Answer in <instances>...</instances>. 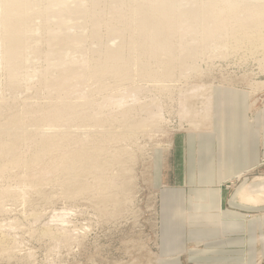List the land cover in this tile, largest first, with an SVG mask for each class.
I'll use <instances>...</instances> for the list:
<instances>
[{
  "label": "rangeland",
  "instance_id": "rangeland-1",
  "mask_svg": "<svg viewBox=\"0 0 264 264\" xmlns=\"http://www.w3.org/2000/svg\"><path fill=\"white\" fill-rule=\"evenodd\" d=\"M110 5L96 10L97 39L90 23L67 29L83 53L55 62L34 19L43 38L12 73L15 89L0 63V264H204L212 247L264 264V203L238 196L264 185V51L235 40L244 32L228 20L210 44L180 31L153 52ZM183 45L196 55L181 65ZM107 48L122 55L99 73ZM59 67L78 72L63 91L74 114L37 125L58 108L45 82ZM43 136L65 143L44 152Z\"/></svg>",
  "mask_w": 264,
  "mask_h": 264
},
{
  "label": "bare ground",
  "instance_id": "bare-ground-1",
  "mask_svg": "<svg viewBox=\"0 0 264 264\" xmlns=\"http://www.w3.org/2000/svg\"><path fill=\"white\" fill-rule=\"evenodd\" d=\"M207 1L203 3L201 0H111L108 13L114 19L124 21V8H126L130 13L128 17L130 22L125 23L123 27L132 34V38L136 39L134 43L149 40L150 50L153 52L154 49H160L159 46L164 48L171 46L166 45L167 41L173 34L180 31L182 34L191 36L198 34L210 44L217 33L227 30L223 23L228 20L238 21L237 28L241 27L244 32V36L240 35L241 37L234 38L235 40L250 45L253 43L254 46H251L253 50L258 47L262 48V52L264 51V0ZM101 2L102 0H85V2L84 0H0V63L4 70L11 74L8 86L12 89L18 87L19 82L12 76V73L23 62L24 52L29 49V46L38 44L43 38L35 34L34 19L39 20L41 30L45 34L47 55L52 57L54 62L56 58L60 61L68 51L83 53L80 35L71 38L67 33L69 27L81 30L83 27L89 28L87 24L90 23L91 35L97 39L95 13ZM183 2L187 7L182 5ZM110 34L118 38L124 36L121 31H112ZM232 37H235V34ZM139 45L140 43H137L131 45L130 48L134 51L140 48ZM183 46L179 54L181 65L196 55L192 47ZM116 55H122L121 49L117 51V49L107 48V52H103L102 60L96 67L99 73H103L116 64ZM152 56L156 55L152 54ZM143 71L148 74L146 68ZM77 73L74 67L60 69L54 79L45 82L46 89L56 94L58 108L43 112L39 116L37 125L55 126L66 121V117L72 112L73 116L75 109L67 101L63 91L68 79L78 78ZM10 124H14L16 130L22 128L16 120ZM25 132L28 134L27 130ZM63 139L58 136H43L40 146L44 152H49L57 144L64 145ZM10 154L11 158L15 157L13 165H20L19 158H17L20 155L19 149L15 147ZM33 159L38 160L39 154L35 153ZM253 194L251 196L250 193L242 192L243 202L255 205L264 201V194H254L255 196ZM60 216L58 215V221L62 219V217L59 218ZM2 243L3 240H0V247Z\"/></svg>",
  "mask_w": 264,
  "mask_h": 264
},
{
  "label": "crops",
  "instance_id": "crops-1",
  "mask_svg": "<svg viewBox=\"0 0 264 264\" xmlns=\"http://www.w3.org/2000/svg\"><path fill=\"white\" fill-rule=\"evenodd\" d=\"M254 189L255 188L246 190L245 188H241L238 191V196L242 200L241 195H242V192H244V190L248 191L251 194V196H252L253 193L255 195L256 194H264V185L261 186L259 189H255V190ZM201 192L203 193L204 191H201ZM216 193H218V192H216ZM254 194H253V196H255ZM261 203H264V201H262ZM247 204H253L254 205V203H247ZM217 250H219V249L216 248V247H212V248L207 249L206 251H204V253L207 254V255H205V258H204V264H235V263H238L237 261L234 262L235 259L233 257H230L229 256V253H232L233 251H231V250H224V248L223 249L220 248V251H217ZM219 252L222 253V256L221 257H214L215 259L213 257H210L211 256L210 254H212V253H219Z\"/></svg>",
  "mask_w": 264,
  "mask_h": 264
}]
</instances>
